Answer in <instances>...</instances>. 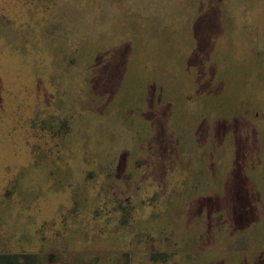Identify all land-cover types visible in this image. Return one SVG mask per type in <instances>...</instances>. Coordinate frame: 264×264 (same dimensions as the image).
Here are the masks:
<instances>
[{
	"label": "rangeland",
	"instance_id": "1",
	"mask_svg": "<svg viewBox=\"0 0 264 264\" xmlns=\"http://www.w3.org/2000/svg\"><path fill=\"white\" fill-rule=\"evenodd\" d=\"M3 261L264 264V0H0Z\"/></svg>",
	"mask_w": 264,
	"mask_h": 264
},
{
	"label": "trees",
	"instance_id": "2",
	"mask_svg": "<svg viewBox=\"0 0 264 264\" xmlns=\"http://www.w3.org/2000/svg\"><path fill=\"white\" fill-rule=\"evenodd\" d=\"M26 257H28V256H26ZM1 258H6V259H7V258H10V259H11L12 257H11V256H5V257L2 256ZM6 259H5V260H6ZM0 264H9V262H7V261H3V262L0 263Z\"/></svg>",
	"mask_w": 264,
	"mask_h": 264
},
{
	"label": "crops",
	"instance_id": "3",
	"mask_svg": "<svg viewBox=\"0 0 264 264\" xmlns=\"http://www.w3.org/2000/svg\"><path fill=\"white\" fill-rule=\"evenodd\" d=\"M225 222H229V223H230V221H229V219H228V218H225V221H224V223H225Z\"/></svg>",
	"mask_w": 264,
	"mask_h": 264
}]
</instances>
